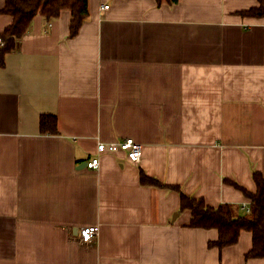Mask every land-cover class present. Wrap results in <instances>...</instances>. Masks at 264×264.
I'll list each match as a JSON object with an SVG mask.
<instances>
[{
    "label": "crops",
    "instance_id": "1",
    "mask_svg": "<svg viewBox=\"0 0 264 264\" xmlns=\"http://www.w3.org/2000/svg\"><path fill=\"white\" fill-rule=\"evenodd\" d=\"M259 2L89 0L75 37L69 10L35 16L0 67V264H264L246 257L252 232L210 247L218 230L189 226L179 191L140 181L250 202L264 176V16L241 12ZM127 137L139 162L98 153ZM90 225L98 238L81 242Z\"/></svg>",
    "mask_w": 264,
    "mask_h": 264
},
{
    "label": "trees",
    "instance_id": "2",
    "mask_svg": "<svg viewBox=\"0 0 264 264\" xmlns=\"http://www.w3.org/2000/svg\"><path fill=\"white\" fill-rule=\"evenodd\" d=\"M180 0H156L157 5L168 3L175 5ZM63 10L71 12L69 36L78 35L83 23L89 16V0H5L2 11L12 16V22L4 29L1 37L5 45L0 48V67L5 65L6 53L19 46V40L26 34L36 15L41 14L50 23L56 19ZM242 15L263 17L264 0L259 5L249 10L242 11ZM58 117L54 114H42L40 128L42 133L55 134L58 132ZM257 189L254 193L245 191L250 199L251 211L245 212L242 205L222 203L211 206L203 198L187 195L177 185L162 183L159 179L140 173L143 185L168 187L180 192L181 210H189L191 219L189 226L195 228L218 230L216 240L209 242L210 247L220 249L236 244L243 230L252 232L253 245L246 254L247 258L264 256V176L260 171L253 174Z\"/></svg>",
    "mask_w": 264,
    "mask_h": 264
},
{
    "label": "built area",
    "instance_id": "3",
    "mask_svg": "<svg viewBox=\"0 0 264 264\" xmlns=\"http://www.w3.org/2000/svg\"><path fill=\"white\" fill-rule=\"evenodd\" d=\"M105 7H108L105 6ZM0 44L5 45V40L0 36ZM123 151L127 158L132 162H139L142 157V144L136 141L133 137H127L118 142L111 143H100L98 145V153L111 152L117 153ZM100 164V157L96 156L88 161L87 165L90 168H97ZM245 212L249 213L251 211L250 202H246L242 205ZM100 232V227L98 225H90L82 227L79 230V238L81 242L90 243L94 242Z\"/></svg>",
    "mask_w": 264,
    "mask_h": 264
}]
</instances>
